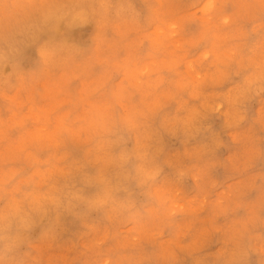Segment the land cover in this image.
Wrapping results in <instances>:
<instances>
[{"label": "clouds", "instance_id": "1", "mask_svg": "<svg viewBox=\"0 0 264 264\" xmlns=\"http://www.w3.org/2000/svg\"><path fill=\"white\" fill-rule=\"evenodd\" d=\"M0 264H264V0H0Z\"/></svg>", "mask_w": 264, "mask_h": 264}]
</instances>
